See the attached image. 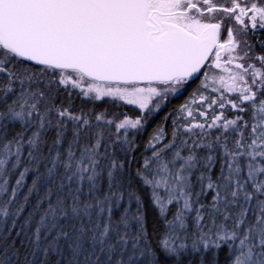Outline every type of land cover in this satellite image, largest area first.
<instances>
[{
    "label": "snow or ice",
    "instance_id": "obj_1",
    "mask_svg": "<svg viewBox=\"0 0 264 264\" xmlns=\"http://www.w3.org/2000/svg\"><path fill=\"white\" fill-rule=\"evenodd\" d=\"M0 264H264V0H0Z\"/></svg>",
    "mask_w": 264,
    "mask_h": 264
},
{
    "label": "trees",
    "instance_id": "obj_2",
    "mask_svg": "<svg viewBox=\"0 0 264 264\" xmlns=\"http://www.w3.org/2000/svg\"><path fill=\"white\" fill-rule=\"evenodd\" d=\"M158 119H159V118H157V122H158Z\"/></svg>",
    "mask_w": 264,
    "mask_h": 264
}]
</instances>
